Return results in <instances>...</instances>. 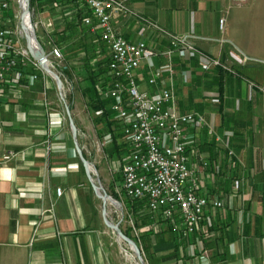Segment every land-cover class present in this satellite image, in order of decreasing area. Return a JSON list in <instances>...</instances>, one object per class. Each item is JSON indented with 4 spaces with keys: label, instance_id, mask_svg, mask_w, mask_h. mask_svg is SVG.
Instances as JSON below:
<instances>
[{
    "label": "crops",
    "instance_id": "crops-1",
    "mask_svg": "<svg viewBox=\"0 0 264 264\" xmlns=\"http://www.w3.org/2000/svg\"><path fill=\"white\" fill-rule=\"evenodd\" d=\"M127 4L170 34L195 36L196 51L152 57L139 67L137 82L141 90L154 92L160 82L150 85L147 79L154 69H164L176 109L201 114L212 128L213 135H208L205 127L189 124L186 141L199 173L197 194L221 202L220 207L204 208L203 221L189 237H179L162 218H151L143 202L128 205V214L137 219L134 226L146 264H264V0L242 6L231 0ZM33 6L38 12L32 9V17L38 15L35 21L42 22L41 44L49 36L63 53L74 49L83 57L101 47L95 57L101 62L108 58L95 36L76 31L83 10L74 0H33ZM114 25L124 38L143 39L158 53L171 48L168 37L133 17L122 14ZM204 56L220 65L201 69ZM95 57L90 59L93 68ZM25 84L0 89V264H121L56 85L48 78L45 88L40 79ZM89 84L80 78L77 93H70L68 100L77 143L87 160L89 135L103 140L111 136L105 125L111 120V128L121 130L110 101L100 102ZM119 143H125L122 136L115 144L110 139L104 154ZM145 214L147 218L140 217ZM152 223L155 231L149 232ZM127 233L132 235L131 230Z\"/></svg>",
    "mask_w": 264,
    "mask_h": 264
},
{
    "label": "built area",
    "instance_id": "built-area-1",
    "mask_svg": "<svg viewBox=\"0 0 264 264\" xmlns=\"http://www.w3.org/2000/svg\"><path fill=\"white\" fill-rule=\"evenodd\" d=\"M74 1L83 10L74 24L76 31L85 29L108 51L105 71L98 78L96 89L100 100L110 101L109 109L121 124L122 138L129 146L122 164L120 191L116 190L132 200L142 201L151 218L159 217L168 222L179 237H189L203 221L204 208L207 205L220 207L221 202L197 194L199 173L190 162L186 127L189 124H195L198 129L205 127L208 135H213V130L201 114L182 113L176 109L172 89L162 77L164 69H154L147 79L150 85L160 82V87L154 92L141 90L137 79L141 64L156 55L169 57L172 50L196 51L195 36L168 33L131 10L128 0ZM231 1L234 6H242L248 0ZM17 7L18 11L14 1L0 0V89L24 88L27 79H40L45 88L48 74L26 48L20 27L19 0ZM122 14L164 34L171 48L158 53L143 39L133 41L124 38L114 25V20ZM223 22L221 18V29ZM32 23L35 29L42 22ZM42 45L48 54L49 66L53 67V63L63 59L61 46L53 43L46 50ZM100 52V48L96 50L98 56ZM219 65L218 59L207 56L200 62L203 70ZM167 66L166 70L171 72L169 64ZM105 138L109 142L111 136L108 134ZM201 165L205 167L207 162ZM60 192L59 188L56 189L57 195ZM132 227L136 232L134 223ZM147 230L155 231V224H150Z\"/></svg>",
    "mask_w": 264,
    "mask_h": 264
},
{
    "label": "rangeland",
    "instance_id": "rangeland-1",
    "mask_svg": "<svg viewBox=\"0 0 264 264\" xmlns=\"http://www.w3.org/2000/svg\"><path fill=\"white\" fill-rule=\"evenodd\" d=\"M14 1V5L16 7V10L18 11L19 8L17 7L18 0H11ZM31 1V0H30ZM37 7L30 5V9L32 12V9L37 13L36 10ZM38 15H35L32 17V22L37 19ZM40 27L35 28V34L37 39L40 41L39 38V32ZM73 40V39H72ZM42 41V40H41ZM50 41L49 36H43V42L45 43V46L47 50L50 49L51 44L53 42ZM71 41V39H69ZM75 44L78 42L73 41ZM79 42H81L79 40ZM101 48V47H100ZM65 51L63 53V59L58 62L57 64L53 63V67L50 66L52 70H54L60 77L62 81V96L64 101L59 97L58 99L60 103H66L68 104L69 95L76 94L78 91L77 83L80 82V78L84 77V70L81 68V61L80 59L82 57H78L77 52L73 51ZM68 58L67 60L71 63V68L68 70L69 77H67L65 74L61 72V67L65 64V58ZM100 76H97V78ZM66 79V80H65ZM48 80L52 82V84L55 86V83L53 79L48 75ZM99 82V79H97V84ZM64 105V104H63ZM89 142V150L91 154L89 155V163H90V170L92 172V175L95 179L99 180V183L101 184L102 188L105 190V192L111 196L113 199H115L119 205L112 199L110 201L108 200V203L106 205L107 209V217L108 219L113 223H118L120 229L123 232H129L131 230L132 235L134 236V239L136 238L135 242L137 243L139 249L140 246L138 244V235H140V231L138 229L133 230L132 226L134 223V219L132 216L128 214V204L126 203V197L122 194V192H117L116 189L119 190L120 188V182H121V169L122 164L126 160V154L121 153L119 155H110L104 154L103 148L107 146L106 144L109 143L108 140L106 141V138H96L95 134L89 135L87 138ZM91 148V149H90ZM107 152V151H106ZM110 184H113L112 187ZM100 202V200H99ZM111 232V237L113 238L117 251L119 252V256L121 258V264H138L133 252L131 251L130 247L126 245L124 242H122L113 231ZM141 251V250H140ZM142 254V252H141ZM143 256V254H142ZM143 259L145 261V258L143 256ZM146 263V261H145Z\"/></svg>",
    "mask_w": 264,
    "mask_h": 264
},
{
    "label": "water",
    "instance_id": "water-1",
    "mask_svg": "<svg viewBox=\"0 0 264 264\" xmlns=\"http://www.w3.org/2000/svg\"><path fill=\"white\" fill-rule=\"evenodd\" d=\"M19 6L21 9L20 27H21V30H22V33H23V36L25 39L26 48L28 49L30 56L39 63V65L41 66L43 71L46 72L53 79V81L56 85L58 95L64 101L63 96H62V81H61L59 75L54 70H52L50 68L49 63H48V58H47L48 54L45 52L43 45L41 44V42L36 37L35 29H34L33 23H32V13H31V9H30V0H19ZM25 20L28 21V23H27L28 25H26ZM63 104H64L65 112H66L67 117H68L69 126H70V129L72 132V136L74 139V145H75L76 152H77L78 157H79V159H80V161L84 167L87 179L90 183V186H91L93 192L101 200V203H102L101 215H102V219H103L104 224L108 228H110L122 242H124L126 245L131 247V250L134 253V256H135L138 264H146L137 243L132 238L128 237L120 229L118 223H113L108 219L107 209H106L107 198L114 200L118 205H119V203L115 199H113L111 196H109L105 192V190L102 188L101 184L99 183V180L95 179L93 177L92 172L89 169L90 163L83 156L82 151H81V149L77 143L76 127H75L74 121L71 117L69 105L66 104L65 102Z\"/></svg>",
    "mask_w": 264,
    "mask_h": 264
},
{
    "label": "trees",
    "instance_id": "trees-1",
    "mask_svg": "<svg viewBox=\"0 0 264 264\" xmlns=\"http://www.w3.org/2000/svg\"><path fill=\"white\" fill-rule=\"evenodd\" d=\"M30 5H33V0L30 1ZM96 53H94L93 51V54H86L85 56H83L80 61H81V68L84 69V79H87V80H90V87L94 90V92L96 93L97 97H98V100L100 101V98H99V95L97 93V89H96V84H97V76H101L104 71H105V66L107 64V59L105 61H99L100 59L96 60L95 62V68H93V66L90 65V59H91V56L95 57ZM68 58L66 57L65 58V64L60 68L61 69V72L63 74H65L67 77H69V74H68V70L71 68L68 60ZM70 78V77H69ZM101 102V101H100ZM69 108H71L70 104H69ZM114 121H107L105 123L108 131L111 133V143L113 142L115 144V140L119 137L122 136V132L119 128V126H116V129H112L111 126L113 125ZM115 147L111 150L108 151V153H110V155H119L121 153H125L127 154L129 152V149H127L126 147V143H119V144H116L114 145ZM121 179V177H120ZM124 195V194H123ZM125 196V195H124ZM126 197V196H125ZM126 203L130 206H134L137 204L139 205V203H141L142 201L140 200H132L128 197H126ZM136 201H138L139 203H136ZM141 218L145 219L148 217L147 214L145 215H140ZM142 219V220H143ZM136 217L134 218V224H136ZM125 234L132 238L133 240L134 237L132 235H130L129 233L125 232Z\"/></svg>",
    "mask_w": 264,
    "mask_h": 264
},
{
    "label": "bare ground",
    "instance_id": "bare-ground-1",
    "mask_svg": "<svg viewBox=\"0 0 264 264\" xmlns=\"http://www.w3.org/2000/svg\"><path fill=\"white\" fill-rule=\"evenodd\" d=\"M26 21V25H28L27 23H28V21L27 20H25ZM89 167H90V165H89ZM90 169V168H89ZM108 200L110 201V198H107V200H106V205H107V203H108ZM130 247V246H129ZM130 249H131V247H130ZM132 251V250H131ZM134 254V253H133Z\"/></svg>",
    "mask_w": 264,
    "mask_h": 264
}]
</instances>
